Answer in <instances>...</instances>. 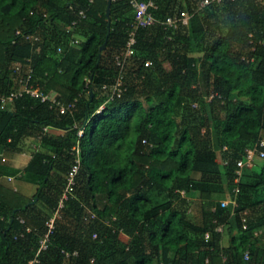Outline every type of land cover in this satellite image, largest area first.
Here are the masks:
<instances>
[{"label":"trees","instance_id":"obj_1","mask_svg":"<svg viewBox=\"0 0 264 264\" xmlns=\"http://www.w3.org/2000/svg\"><path fill=\"white\" fill-rule=\"evenodd\" d=\"M200 1L154 0L157 22L137 30L120 68L130 0H111L109 24L107 0H0V97L18 64L75 102L60 113L28 94L0 99V264H29L77 143L73 193L35 264H264V157L235 180L246 148L264 150V0ZM181 11L187 23H166ZM26 138L38 146L18 170L8 159ZM10 174L35 184L31 196L3 181ZM196 190L190 215L176 202ZM233 196L232 212L221 200Z\"/></svg>","mask_w":264,"mask_h":264},{"label":"built area","instance_id":"obj_2","mask_svg":"<svg viewBox=\"0 0 264 264\" xmlns=\"http://www.w3.org/2000/svg\"><path fill=\"white\" fill-rule=\"evenodd\" d=\"M220 1L222 0H201L199 7H203L210 3L220 2ZM130 2L134 10V16L131 22V27L128 33L127 41L125 43V48L120 55L116 56V63L117 65H119L120 68L124 67V64L127 61V59L133 56L136 51L135 45H136L137 30L142 26H148V25H151L157 22V18L151 11V7L156 6L154 0H130ZM80 12L83 13V11H80ZM189 15L190 13L186 11H181L180 16L168 17V19L166 20V23L169 25H173V27H176L178 21H182V23H187ZM19 33H20V29H17L16 34H19ZM27 37L34 39L37 36L33 34H28ZM74 42H78V38L74 39ZM57 51L58 52L62 51L61 47H58ZM149 64H150V60H146L145 65H149ZM15 67H16L15 71L19 75V76L17 75V78L16 77L14 78L16 85L12 87L11 92L7 97H0V99L5 100V101H10L14 97L28 94L32 97L40 99L41 101H50V102L55 103L58 106L60 113H64L66 111L73 113V107L75 106V102L64 103V102L59 101L55 97V95L49 93L48 91L42 90L40 87L35 86L33 83L30 82L31 68L28 67L27 73L22 74L19 72L20 66L16 64ZM120 77L121 75H119V79L117 80L118 84L120 83ZM101 108L102 106L99 108V110ZM46 129H47V126H44V130ZM78 132L79 134H82V129H79ZM258 145L259 146L264 145V136L260 138V140L258 141ZM73 149L75 150L77 156L75 158V163L72 165L71 169L67 173V184L60 195L56 209L54 210L53 214L46 220V229L42 233V236L39 239V246L34 256L30 260H28L29 264H35L39 261V255L41 251L45 249L49 244L50 234L55 227V220L58 217H60V208L64 205V200L67 199L69 195L73 193L76 173H77V170L80 164L79 144L77 143L76 145H74ZM256 154H258V156L260 157H264V150L259 149L257 144L254 145L253 147L246 148V154L244 158H241L238 161L239 167L237 168V173L239 176L235 178L236 181L239 180V177L241 174V168L243 166L253 165ZM2 159H5V158H2ZM7 178L11 179L12 176H7ZM234 191L235 193L239 191L238 186H235ZM230 203L232 204V212H233L235 207L237 206L236 197L233 196V197L224 198L221 200L222 206L229 205ZM91 215L95 216V213H92ZM243 226L246 227L245 224H243ZM27 229H29V227ZM217 229L221 230L222 225H219ZM96 236H97V233L94 232L93 237H96ZM205 236L208 237L209 233L206 232ZM74 253H76V251Z\"/></svg>","mask_w":264,"mask_h":264},{"label":"rangeland","instance_id":"obj_3","mask_svg":"<svg viewBox=\"0 0 264 264\" xmlns=\"http://www.w3.org/2000/svg\"><path fill=\"white\" fill-rule=\"evenodd\" d=\"M263 136H264V130L262 131V133H261ZM23 145H31V143H29V139L23 144ZM8 158H9V156H8V154L6 155ZM257 158V157H256ZM21 159L22 158H20L19 159V156L17 155V156H15V160L18 162V163H23L22 161H21ZM25 160V159H24ZM8 161H9V159H8ZM257 161H259L258 159H256V161L255 162H257ZM7 183L8 184H15L16 186H17V188H18V191L20 192V193H22L24 196L26 195V196H31V194L33 193V191L35 190V184L34 183H32V182H30V181H28V180H24V179H22V178H15V180L13 179V180H7ZM190 200L191 201H189L188 203H182L181 202V200H178L177 202H176V204L178 205V207L179 206H181V207H186V209H188V213L190 214V215H193V212H194V208H195V206L193 205V198H190ZM195 214V216L197 215V213H194ZM227 236L228 235H224V241H225V243L224 244H226V242H227Z\"/></svg>","mask_w":264,"mask_h":264},{"label":"crops","instance_id":"obj_4","mask_svg":"<svg viewBox=\"0 0 264 264\" xmlns=\"http://www.w3.org/2000/svg\"><path fill=\"white\" fill-rule=\"evenodd\" d=\"M51 131V132H54V133H58V132H61V130L60 129H57V128H48L47 129V131ZM29 139V143H31V145H25L24 147V150L22 151V152H17V153H14L12 156H10V159H9V161H8V163L12 166V167H15V168H17L18 170H21L22 169V167L27 163V161L29 160V158H30V155H31V152H32V150L33 149H36L37 148V144H35L33 141H32V139H30V138H26L25 140H24V142H23V144L27 141ZM19 156V159L20 158H22L21 159V161L23 162L22 164L21 163H18L16 160H15V156ZM25 159V160H24ZM21 172V171H20ZM10 175H13V174H10ZM14 176V175H13ZM15 177V176H14ZM13 177V178H14ZM15 178H17V177H15ZM15 178H14V180H15ZM18 178H20L19 176H18ZM13 180V179H12ZM3 181L5 182V183H7V180L5 179V178H3ZM13 188L14 189H18L17 188V186L15 185V184H13ZM192 197L191 198H193V199H198L199 198V196H200V193H199V191L198 190H196V191H194V192H192ZM223 197H225V196H222V198ZM223 239H224V236H223ZM227 242H228V239H227ZM226 242V243H227ZM223 243H225V241L223 240Z\"/></svg>","mask_w":264,"mask_h":264},{"label":"water","instance_id":"obj_5","mask_svg":"<svg viewBox=\"0 0 264 264\" xmlns=\"http://www.w3.org/2000/svg\"><path fill=\"white\" fill-rule=\"evenodd\" d=\"M110 5H111V0H107L106 15H107L108 24L110 23ZM108 34H109V31L106 34L104 42L99 47L100 51H102L103 48H105L106 46ZM91 95H92V92H91Z\"/></svg>","mask_w":264,"mask_h":264},{"label":"clouds","instance_id":"obj_6","mask_svg":"<svg viewBox=\"0 0 264 264\" xmlns=\"http://www.w3.org/2000/svg\"><path fill=\"white\" fill-rule=\"evenodd\" d=\"M14 72L17 73L15 70H14ZM98 111H99V110H98ZM47 129H48V128H47ZM47 129H46V130H47ZM19 174H20V173H19ZM7 179H8V178H7Z\"/></svg>","mask_w":264,"mask_h":264}]
</instances>
